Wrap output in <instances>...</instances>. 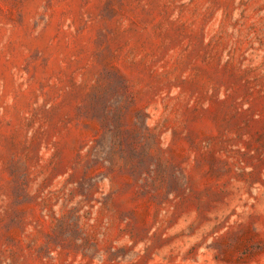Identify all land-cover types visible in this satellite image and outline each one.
<instances>
[{"label":"rangeland","instance_id":"obj_1","mask_svg":"<svg viewBox=\"0 0 264 264\" xmlns=\"http://www.w3.org/2000/svg\"><path fill=\"white\" fill-rule=\"evenodd\" d=\"M0 264H264V0H0Z\"/></svg>","mask_w":264,"mask_h":264}]
</instances>
